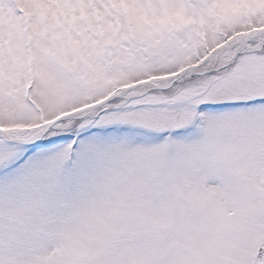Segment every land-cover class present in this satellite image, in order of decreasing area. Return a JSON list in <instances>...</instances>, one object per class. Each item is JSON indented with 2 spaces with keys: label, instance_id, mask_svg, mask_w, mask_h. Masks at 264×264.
Segmentation results:
<instances>
[{
  "label": "snow or ice",
  "instance_id": "6c2138e0",
  "mask_svg": "<svg viewBox=\"0 0 264 264\" xmlns=\"http://www.w3.org/2000/svg\"><path fill=\"white\" fill-rule=\"evenodd\" d=\"M0 264H264V0H0Z\"/></svg>",
  "mask_w": 264,
  "mask_h": 264
}]
</instances>
